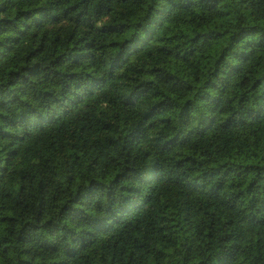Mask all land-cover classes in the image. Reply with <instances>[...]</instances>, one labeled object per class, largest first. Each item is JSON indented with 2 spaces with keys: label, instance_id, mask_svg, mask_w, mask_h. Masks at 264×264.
Segmentation results:
<instances>
[{
  "label": "clouds",
  "instance_id": "obj_1",
  "mask_svg": "<svg viewBox=\"0 0 264 264\" xmlns=\"http://www.w3.org/2000/svg\"><path fill=\"white\" fill-rule=\"evenodd\" d=\"M85 258L264 264V0H0V264Z\"/></svg>",
  "mask_w": 264,
  "mask_h": 264
},
{
  "label": "trees",
  "instance_id": "obj_2",
  "mask_svg": "<svg viewBox=\"0 0 264 264\" xmlns=\"http://www.w3.org/2000/svg\"><path fill=\"white\" fill-rule=\"evenodd\" d=\"M121 2L122 3L137 4L139 2V0H121ZM75 8H76V6L75 5H72V9L75 10ZM176 22L179 23L181 21L178 20ZM18 39L19 38H17V42H18ZM84 47L87 48V45H84ZM83 58L84 59H88L86 53H85V55H84ZM258 86H259V82H257L256 84H253V88H256ZM13 102H15V98H13ZM163 111H164V109L162 108V109H159V110H157L155 112H150V113L146 114L145 118L162 119V113H163ZM106 147H108V148H115L116 145L109 144V145H106ZM207 210H209V209H206V211ZM83 264H92V262L89 259L85 258L83 260Z\"/></svg>",
  "mask_w": 264,
  "mask_h": 264
}]
</instances>
